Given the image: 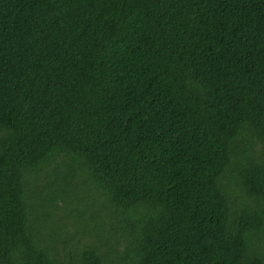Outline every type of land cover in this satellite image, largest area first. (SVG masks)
I'll return each instance as SVG.
<instances>
[{
	"label": "trees",
	"instance_id": "1",
	"mask_svg": "<svg viewBox=\"0 0 264 264\" xmlns=\"http://www.w3.org/2000/svg\"><path fill=\"white\" fill-rule=\"evenodd\" d=\"M0 264H264V0H0Z\"/></svg>",
	"mask_w": 264,
	"mask_h": 264
}]
</instances>
